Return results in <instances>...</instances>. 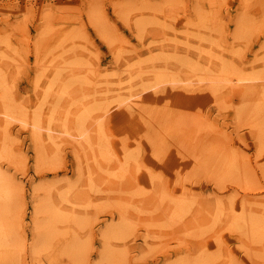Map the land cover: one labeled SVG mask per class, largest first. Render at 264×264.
<instances>
[{
  "label": "rangeland",
  "instance_id": "rangeland-1",
  "mask_svg": "<svg viewBox=\"0 0 264 264\" xmlns=\"http://www.w3.org/2000/svg\"><path fill=\"white\" fill-rule=\"evenodd\" d=\"M0 264H264V0H0Z\"/></svg>",
  "mask_w": 264,
  "mask_h": 264
},
{
  "label": "bare ground",
  "instance_id": "bare-ground-1",
  "mask_svg": "<svg viewBox=\"0 0 264 264\" xmlns=\"http://www.w3.org/2000/svg\"><path fill=\"white\" fill-rule=\"evenodd\" d=\"M105 111H106V110H105ZM9 112H10V110H9ZM12 112H13V111H12ZM6 113H7V112H6ZM13 114H14V113H12V116H13ZM8 116H10V115H8ZM8 116H7V118H8ZM15 116H16V115H15ZM15 116H13V118H16ZM10 117H11V116H10ZM18 119H19V118H18ZM21 119H22V118H21ZM6 120H7V119H6ZM11 120H15V119H12V118H11ZM24 120H25V119H24ZM24 120H23V121H24ZM8 121H9V120H8ZM21 121H22V120H21ZM25 121H26V120H25ZM25 121H24V122H25ZM6 122H7V121H6ZM38 122H39V121H36V124H39V125L41 126V122H40V123H38ZM100 122H102V121L100 120ZM100 122H98V124H101ZM7 124H8V123H7ZM102 124H103V123H102ZM33 125H34V124H33ZM40 126H36V127L38 128V127H40ZM98 127H99V125H98ZM100 127H101V126H100ZM85 128H86V127L81 128V131H82L83 129H85ZM101 128H102V127H101ZM101 128H99L100 131H101ZM49 129L51 130V126L49 127ZM39 130H40V128H39ZM39 130H38V131H39ZM79 130H80V129H79ZM85 131H88V130H85ZM36 132H37V131H36ZM41 132H42V131H41ZM50 132H51V131H50ZM50 132L48 133V135L50 134ZM83 132H84V130H83ZM70 133H71V131H70ZM80 133L83 134L82 132H80ZM72 134H73V133H72ZM85 134H86V133L83 134V135L85 136V138H83L84 141H86L87 139L90 138L89 133H88L87 135H85ZM83 135H82V136H83ZM69 136H70V134H69ZM82 136H81V137H82ZM84 136H83V137H84ZM86 136H89V137L86 138ZM40 137H41V136H40ZM50 138H51V137H49V139H50ZM72 138H74V137H72ZM58 139H60V138H58ZM50 140H51V139H50ZM54 141H55V140H54ZM80 141H81V140H80ZM88 142L90 143L89 140H87V143H88ZM94 142H95V141H94ZM54 143H55V142H54ZM57 144H58V143H57ZM61 144H62V143H61ZM61 144H59V145H61ZM81 145H82V144H81ZM89 145H90V144H89ZM56 146H57V145H56ZM90 146L92 147V145H90ZM56 148H59V147H56ZM92 148H93V147H92ZM260 236H261V235H260Z\"/></svg>",
  "mask_w": 264,
  "mask_h": 264
}]
</instances>
